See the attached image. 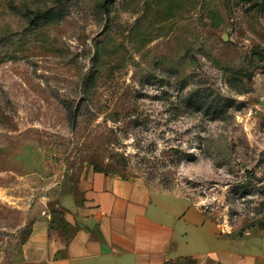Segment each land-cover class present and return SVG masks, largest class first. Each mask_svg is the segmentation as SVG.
I'll use <instances>...</instances> for the list:
<instances>
[{"label": "rangeland", "instance_id": "374dc122", "mask_svg": "<svg viewBox=\"0 0 264 264\" xmlns=\"http://www.w3.org/2000/svg\"><path fill=\"white\" fill-rule=\"evenodd\" d=\"M87 169L237 236L201 252L263 256L264 0H0V264H47L29 243Z\"/></svg>", "mask_w": 264, "mask_h": 264}, {"label": "crops", "instance_id": "0c3cea01", "mask_svg": "<svg viewBox=\"0 0 264 264\" xmlns=\"http://www.w3.org/2000/svg\"><path fill=\"white\" fill-rule=\"evenodd\" d=\"M74 189L57 196L52 203L55 216L35 230L29 243L35 261L176 264L188 259L192 264H264V255L234 262L224 249L197 250L196 243L205 235L208 240L209 234L215 240L237 236L222 233L198 204L155 188L143 177L87 169Z\"/></svg>", "mask_w": 264, "mask_h": 264}, {"label": "water", "instance_id": "95a60500", "mask_svg": "<svg viewBox=\"0 0 264 264\" xmlns=\"http://www.w3.org/2000/svg\"><path fill=\"white\" fill-rule=\"evenodd\" d=\"M224 39H225V40H227V39H228V36H227V35H225V36H224ZM231 39L233 40V38H231Z\"/></svg>", "mask_w": 264, "mask_h": 264}]
</instances>
